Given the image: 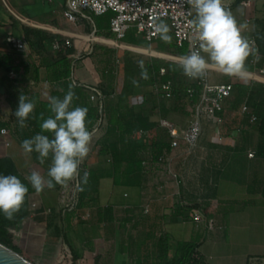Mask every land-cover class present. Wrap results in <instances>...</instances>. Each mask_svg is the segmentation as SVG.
<instances>
[{"label": "crops", "instance_id": "obj_1", "mask_svg": "<svg viewBox=\"0 0 264 264\" xmlns=\"http://www.w3.org/2000/svg\"><path fill=\"white\" fill-rule=\"evenodd\" d=\"M66 1L0 0V84L2 85L1 81L6 76L10 77L11 71L8 72L5 67L9 58L19 66L18 70H13L17 76L10 78H17V86L28 94L35 105L34 109L42 108L43 104L50 107L49 97L63 99L71 90L74 92L71 106L85 107L87 115L90 114V109L97 106L90 100V92L76 82L78 79L82 82L87 77L95 81L87 70L88 67L95 66L92 56L95 59L108 56L109 61H113L107 71L111 77L118 70L119 63L124 69L125 60H122L115 48L118 42L124 49H143L152 57L167 49L183 56L188 54V51H180L173 31L170 43L161 42L160 37L149 42L136 31L131 40H126L129 32L124 39L118 40L110 30L108 18L93 15V22L81 20L72 23L63 14ZM240 1L222 0V3H231L230 7H224L232 13L238 26H242L241 35L250 45L249 36H244V27L254 20L255 16L252 14L255 15L256 3L252 8H246ZM257 2L260 7L264 4V0ZM10 35L25 38L28 51L21 53L14 50L7 42ZM66 39L71 40L70 46L63 45L59 50L54 49L56 40L64 44ZM182 55L181 58H176L178 60L162 65L158 57L150 63L158 62L160 70H171L176 66L180 67ZM82 58L86 66L81 69L78 66L82 65ZM75 60L78 61L77 70L73 68ZM251 60L248 62L246 58L245 70L241 76L225 75L209 63L203 77L192 79L193 83L199 85L206 79L213 84H234L232 96L226 101L225 109L220 114L224 123L217 125L203 119V135L198 145L194 149H189L185 144L176 149L169 148L168 160L162 163L157 161L164 152L157 157L153 149L154 140L159 139L160 120L167 119L179 129L186 128L192 120L182 122L178 114H188L189 108L187 104L180 102L169 105L167 102L154 101L152 106L146 103L135 104L134 95L145 93L144 89L139 88L134 90L128 101L120 102L125 80L123 73L121 86L108 92L112 99L106 106L109 121L112 123L116 119V122L128 124L131 115L154 122L153 128L146 130V137L138 140L146 142L140 151L147 147L153 160L147 168L143 164L122 162L119 168L120 178L116 182L115 155L117 151L126 150L132 133H107L100 148L103 153L94 149L88 158L89 165L93 166L92 176L96 178L94 184L98 197L91 204L83 202L77 211L66 214L58 221L62 238L44 240L42 257L47 252L57 256L61 245L66 244L84 260L97 264H115L118 258L127 264H160L162 258H173L181 243L191 242L196 245L197 254L207 264H225V258L221 254L236 239L245 243L254 240L257 237L254 230L259 222H264V157L258 151L261 140L258 123L251 122L250 113H243L242 107L247 104L251 113L264 116V77L259 76L263 75L260 69L264 68V59L259 60L257 65ZM170 75L172 76V72ZM164 76L159 71L157 80L151 84L158 96L166 97L163 91L157 92L155 87L158 81L165 82L162 81ZM70 85L75 86L70 89ZM176 91L173 86V94ZM12 110L7 95L0 96V128L12 123L18 124L12 117ZM192 116L194 117V113ZM97 120L92 121L87 116L89 130ZM18 128L7 138L0 135V156L13 157L20 170L25 160L23 153L16 149L8 151L12 143L19 142ZM166 135L165 140L169 143L167 131ZM6 140L11 141L9 147L5 145ZM250 152H255V156L250 157ZM140 154L141 152L139 158L142 162L145 158ZM168 164L177 177L174 178L163 170ZM150 173L159 175L156 181L150 179ZM146 201L151 204L148 214L143 211ZM87 205H94L92 216L84 219L83 216L90 208ZM197 210H201L204 215L200 221L194 219ZM28 217L29 215L26 218ZM209 219L215 220L213 229L209 227ZM32 241L38 242L33 238ZM262 255V246L256 251L248 248L239 250L237 256L232 257L231 264H247L253 256Z\"/></svg>", "mask_w": 264, "mask_h": 264}, {"label": "clouds", "instance_id": "obj_2", "mask_svg": "<svg viewBox=\"0 0 264 264\" xmlns=\"http://www.w3.org/2000/svg\"><path fill=\"white\" fill-rule=\"evenodd\" d=\"M195 12L192 24L196 32L197 48L191 50L180 61V67L187 77H203L209 63L228 76H241L245 70V60L250 55L249 42L241 35L232 13L224 7L222 0H188ZM160 39L171 42L169 27L161 21L155 26ZM75 85H70V89ZM74 92H69L60 99L49 97L52 113L43 120L37 133L22 142L23 149L36 152L41 163L51 157L47 177L32 171L25 179L36 192L45 187L66 185L80 175L81 162L88 156L92 142V133L87 127V108L72 107ZM34 103L20 95L19 104L14 112L20 127L26 125L33 113ZM44 132H50L51 138ZM87 172L84 173L86 179ZM28 187L16 175L0 174V213L12 219L24 204Z\"/></svg>", "mask_w": 264, "mask_h": 264}, {"label": "rangeland", "instance_id": "obj_3", "mask_svg": "<svg viewBox=\"0 0 264 264\" xmlns=\"http://www.w3.org/2000/svg\"><path fill=\"white\" fill-rule=\"evenodd\" d=\"M109 15L110 13L104 16V18H108L109 20ZM252 16H255V18L251 22H248L249 25H246L244 27V31H245L244 36H249L248 40H250V38H254L256 40L258 46L261 48L260 59H259L261 61L262 59H264V23H262V21H264V4L262 7H260L258 2H256V12H255V15L252 14ZM162 21L168 25L169 35L171 36L172 29H171V26L169 25V21L167 19L162 20ZM256 31L259 33L256 34ZM134 32H135V29H131L129 31V37L126 38V40L128 39L131 40L132 39L131 37L132 35H134ZM161 42H164V41L161 40ZM115 48L121 54L122 60H125L127 56L130 57L133 65L135 66L134 69H135V76L137 80H139L140 82H144V83L138 84L135 88V89L139 88V89L145 90L144 91L145 93H141L140 95H134L133 101L135 104L146 103V105L148 104L149 106H152L154 101L167 102L169 105H172L173 103H179V102L185 103L187 104V107L189 108L188 109L189 113L188 114L180 113L178 114V118L182 122L193 120L194 117L192 115L194 113L193 109H194L195 102H193L191 98L188 96L187 88L194 87L195 83L192 82L191 78L184 75L183 71L181 72V74L178 75V77L176 76L175 80L178 83V86L176 89L177 93L175 92V94H173L172 97L158 96V94L153 89V85L151 83H145V69L144 68L148 64H150V62L154 60L155 57H158V60L160 61V64L162 65L168 61L178 60L176 58H181L180 56L182 55L181 53L167 49V50L160 51L159 55L152 57L153 55L151 56L149 52H144L143 49H133L132 47H130L129 49H124L123 47H121L120 42H118V46H116ZM250 49H251V45H250ZM125 50L126 51L128 50V53ZM253 55L254 54L251 51L250 55L247 57L248 62L250 61V59L253 58ZM89 56H92V54ZM142 56H144V58ZM92 57H94L93 63L95 66H91V68L88 67L87 70L90 71L89 74L91 73V75L94 76L95 81L93 82L91 81V78L87 77V78H84V81H82V83L96 86L100 88L101 90H103L104 93L105 91L109 92L113 88H116V87L119 88V86H121L123 82V73H124L123 66L119 63L118 70H116L115 75L111 77V74L107 71L109 70L110 66H112L113 61L112 62L109 61L108 56L106 58L102 56V58L100 59L97 56H96L97 57L96 59H95V56H92ZM113 57L114 56L112 55L111 58ZM183 57L184 56L182 55V58ZM86 58L87 57H84V59ZM84 59L83 58L82 60L80 59L82 61V65L81 66L79 65L78 68L80 67L82 69L86 66V62H84ZM77 62L78 61L75 62V66L73 67L74 70H77ZM259 76L260 78L264 77V74L263 75L259 74ZM78 82H79V79H78ZM110 100H112L110 96L106 97L104 100V119L102 122V128L98 133L92 134V142L90 145V151L88 153V156L81 162L80 175L74 178L73 180L69 181L66 185H63V186L55 185V187L51 189L45 187L44 190L41 192H36V190L33 188L34 193L31 195V198L28 204L29 217L21 220L18 227L10 228V232L13 236V244L23 249L24 251H26L28 256L33 259L32 262L36 264H41L43 261L41 251H42L44 240L45 241L61 240L62 238L58 230L59 228L58 221H60L66 214L71 213L70 211H64V208H65L64 200L67 197V195H70L72 188L76 186V183H77L76 180L78 179L80 182V202H79L78 207L72 212L77 211L80 208V206L83 204V202L84 204H85V201L87 202L86 204L88 203L91 204V202H94L96 198L98 197V190L96 189V185L94 184L95 180L92 176L93 166L89 165L88 158L94 149L98 151L101 150L100 148L102 147L104 143L103 140L107 136L108 128L110 126L109 125L110 121H109V113H108L106 106H107V102H109ZM93 104H95V102H93ZM14 120L16 123H18L16 118ZM92 130L93 128L90 131ZM18 134H19V128H18ZM158 134H159L158 136L159 139H167L166 130H164L163 128L160 129ZM113 135L115 136V134H112V136ZM18 136L21 137L20 135ZM23 141L24 140H19V142L12 143V147H9V150H8L9 152H11V150L13 151L16 149V150H20L23 153V156H24L23 158L25 160H24V163H22L23 167L20 168V172L22 176L25 178L28 175H30L32 171H37L42 176L47 177V171L51 165V157L46 159L44 163H41L38 157V154L36 152L28 153L23 149L22 147ZM98 144L100 145V147H97L99 146ZM149 152L150 151L146 147L141 151L140 155L142 156V158L147 159L149 158ZM163 170L168 173L169 172L168 165H166V168H164ZM87 171H89V176H87L85 179L84 173ZM155 173H150L149 175L152 181L153 180L156 181V179L159 177V175H156ZM169 174H171L172 177L175 178L173 173L169 172ZM86 182L90 184L89 186L90 190L88 191L85 198L82 200V190ZM145 197H148V195H146ZM93 206L94 205H91L90 207V205H87L88 208L90 207L89 209H87V212H86V214L90 215L89 218L92 216ZM259 223L260 224L256 227L257 229L254 230L255 231L254 233L257 234V237L256 238L254 237L255 238L254 240H251L250 242L245 243V241L241 242L236 239L234 241V244H231L228 248H226L224 252H222L221 257L224 256L222 258H225L223 259L225 264H231L232 257L237 256V254L239 253V250H244L248 248L250 250L256 251L258 249L260 250L261 246L264 249V222H259ZM32 238L33 240L37 239L39 243L38 242L35 243V241H32ZM88 264H91V263H88ZM115 264H127V263L123 262L121 259L118 258ZM205 264L207 263L205 262ZM247 264H264V255L253 256L252 258L248 260Z\"/></svg>", "mask_w": 264, "mask_h": 264}, {"label": "built area", "instance_id": "obj_4", "mask_svg": "<svg viewBox=\"0 0 264 264\" xmlns=\"http://www.w3.org/2000/svg\"><path fill=\"white\" fill-rule=\"evenodd\" d=\"M52 1V0H46ZM257 0H241L240 4L246 8H252ZM225 7H230L231 3H222ZM108 12H112L110 18V30L113 32L118 40L125 38L131 29H135L137 34L143 35L146 40L152 42L157 40L160 36L155 31V26L162 20L167 19L169 25L175 35L176 44L178 47L188 46V53L197 48L196 32L192 21L195 17V12L191 8L188 0H67L63 14L68 21L77 23L81 20L93 22L92 16H101ZM249 21V19H248ZM7 42L13 47L14 50L26 53L28 51V42L21 36L10 35L7 37ZM64 46H70L71 40L66 39L65 43L56 40L54 42V49H61ZM250 45L253 52L251 62L254 65L258 64L260 59L259 47L254 38H250ZM76 60L73 62L75 66ZM167 73L166 68H161L160 74ZM260 73L264 74V68L260 69ZM17 74L14 71L10 72V77L15 78ZM76 82V81H75ZM90 92L91 101L95 102L99 117L96 124L91 131L92 134L98 133L102 128L104 119V100L106 95L103 90L96 86L76 82ZM173 80L165 82L158 81L155 85L157 92L163 91L166 97L173 96ZM234 84H213L206 79L201 84V91L199 99L194 105V118L186 128L179 129L175 124L167 119L160 120V127L167 131L169 136V148L176 149L182 144H185L189 149H194L203 135V119H206L214 124L222 125L224 118L221 112L225 109L226 101L232 96ZM195 89L193 87L187 88L189 97H193ZM6 88L0 84V96H6ZM243 113H250V121L256 123L259 118L256 114L251 113L247 104L242 107ZM17 125L12 123L9 126H2L0 128V135L7 138L10 134L14 133ZM147 135L144 130H136L132 133V138L140 140L143 136ZM5 145H11L10 140L5 141ZM250 157L255 156V152L249 153ZM152 159L151 151L149 158L142 160V164L147 168ZM168 160L167 149L159 156L157 162H165ZM85 171V170H83ZM168 171L175 174L168 164ZM89 176V171H87ZM76 186L71 190L70 195L65 198L64 211H74L80 202V182L76 180ZM144 213L148 214L151 211V204L146 201L143 204ZM89 214L83 216L84 219L89 218ZM204 217L201 210H197L194 214L196 221L202 220ZM209 227H215V220L209 219Z\"/></svg>", "mask_w": 264, "mask_h": 264}, {"label": "trees", "instance_id": "obj_5", "mask_svg": "<svg viewBox=\"0 0 264 264\" xmlns=\"http://www.w3.org/2000/svg\"><path fill=\"white\" fill-rule=\"evenodd\" d=\"M109 15V25H110V18L112 16V12H108L104 15L98 16V17H104L106 15ZM264 23V21H262ZM259 32L256 31V34ZM262 45V43H261ZM259 47V46H258ZM180 51L182 53H186L188 51V46L184 45L183 47H179ZM261 51V48L259 47V52ZM5 67L8 72L13 70H18L19 66L18 64H14V62L11 59H7L5 62ZM135 66L132 63V60L129 57L125 58L124 61V73H125V80L123 84V88L120 94V102H126L128 99L132 96L134 93V90L136 86L140 83L139 80H137L135 76ZM145 83H154L157 80V76L160 71V64L157 62H153L152 64H148L145 68ZM182 71L181 67L176 66L175 68H172L171 70H167V73L162 78V81H166L169 78H172L174 80V89H177L178 83L176 82V76L178 77L179 73ZM170 72H172V76L170 75ZM17 78L12 79L9 76H6L2 81V85L7 90V99L9 100L11 106H12V117L16 118L14 115L15 110L18 107L19 104V97L20 95H24L28 100L31 101L28 94L20 89L19 86H17ZM195 92L193 97H191V100L193 102H196L199 99V93L201 91V85L198 83L194 84ZM106 97L110 96L107 91L104 93ZM43 107L40 109H34L33 113L30 114V118L27 120L26 125L24 127H20L19 124L17 127H19L20 131V139L19 140H25L30 139L33 136H35L37 133H41L42 129L40 127L43 120L47 119L49 116L52 115L50 111V107L47 104H43ZM92 121H95L99 117L98 108L94 107L90 109V114H88ZM117 116V114H116ZM115 116V117H116ZM258 116V115H257ZM259 123L258 129L261 134V140L259 142L258 151L262 157H264V116L260 115L258 116ZM17 119V118H16ZM129 123L128 124H122L121 121H113L110 122V126L108 128V133L114 132V133H122V134H131L135 130L142 129V130H149L153 128V125H155L154 122H151L148 118H134L130 115ZM88 129H90V125L87 126ZM43 134L48 135L50 138L52 134L50 132H44ZM146 137V136H145ZM127 148L123 152H116L115 155V163H116V173H114V179L119 181L120 174H119V168L124 161H130L134 163L135 165H141L142 162L139 158V152H141V148L146 145V142H140L136 139L129 138ZM153 149L155 156L158 157L159 154L163 153L165 149H169V143L165 139H157L153 142ZM99 153H103L101 150ZM0 174L2 175H16L18 176L23 183L28 187V193L26 194L24 204L21 206L20 210L13 215L12 219L6 218L2 213H0V242L4 245L10 247L11 249L15 250L16 252L23 255L25 258H27L30 261H33L26 252H24L21 248L17 247L13 244V236L10 232V228H16L19 226L21 220L25 219L29 215V200L31 194L34 192V189L32 188L31 184L22 176L15 160L13 157L9 155L0 156ZM94 180L96 179L93 176ZM90 184L86 182V184L83 187L82 190V200L87 195ZM97 264L96 262H90L88 260H84L81 258L70 246H67L66 244H62L60 247V251L57 254V256H54L53 253H44L43 255V261L41 264ZM160 264H205V260L202 256H199L196 252V245L192 244L191 242H183L179 245L178 251L176 255L171 258H162L160 261Z\"/></svg>", "mask_w": 264, "mask_h": 264}, {"label": "water", "instance_id": "obj_6", "mask_svg": "<svg viewBox=\"0 0 264 264\" xmlns=\"http://www.w3.org/2000/svg\"><path fill=\"white\" fill-rule=\"evenodd\" d=\"M0 264H36L0 242Z\"/></svg>", "mask_w": 264, "mask_h": 264}]
</instances>
